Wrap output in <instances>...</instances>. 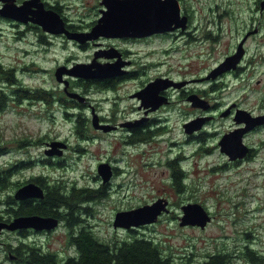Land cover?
I'll use <instances>...</instances> for the list:
<instances>
[{"label":"flooded vegetation","instance_id":"flooded-vegetation-1","mask_svg":"<svg viewBox=\"0 0 264 264\" xmlns=\"http://www.w3.org/2000/svg\"><path fill=\"white\" fill-rule=\"evenodd\" d=\"M24 1L26 0H15L14 3L16 5H21ZM41 1L46 4V8H54L61 14L71 34L76 32H88L95 24V21L87 24H76L68 18L64 9H62V12L60 11L59 6L61 5L57 6V2L54 6H50L49 0ZM176 2L179 7L180 16L177 15L174 17L175 20L172 24L173 28L171 27L169 30L157 32L145 37H100L97 40H88L84 43L71 39L63 33L53 34L44 31L38 24L33 22L25 23L14 18H7L12 28L11 32H13L12 34L15 41L19 43L27 42L28 48L24 49L27 55H31L33 51V42L30 40L33 36L37 39L38 43L36 44L41 46V48L37 50V52L40 53H47V48L55 44L56 42L54 40L58 38L62 39V42H71L80 49H86L92 44L96 45L97 42L95 41L104 39L109 41V45L96 48L91 61L95 60L105 63L120 60L129 63L124 67L128 70L125 74L106 78L88 79L68 76L67 78L70 82V86L67 90L64 85L60 83L61 86L56 92L55 89L46 91H51V101L56 104L59 103V105H65L70 104V102H68V100H70L72 101V105L75 104L74 107L79 110L78 112L82 113V115L77 114L72 118V138L74 137V141H70L68 136L51 134L48 135L47 139L42 142V145L38 147L40 152H34L32 150V143L27 142L26 137L13 141L15 146L11 147L10 151L17 150L19 155L18 159L13 161V167L10 173V217H4L3 219L13 221L20 216H40L52 218L57 221L55 227H27L11 231L10 233L16 234L17 237L26 241V251L30 250L29 252H31L33 248H36L40 249L44 255H53L54 259L60 260L61 263H67L68 260L76 262V253L80 251L79 247L76 245V237L80 236L83 232L88 233V230H90L91 225L89 219L92 213L88 211L89 208H85L82 219L79 211L80 206L76 205V150H85L76 148V134L77 131H80L78 127L81 123L87 126L86 129L88 132L87 134L79 133L77 135L83 138L84 141L90 142L92 146L98 141L103 142L107 138L111 139L114 136V140H111V143H113L116 149L118 147L116 145L119 143L127 144V146L140 150V145L155 143L159 136H162L168 131L169 124H173L176 121L182 120L181 126L185 132V124L187 122L210 117L200 130L190 134L185 132L186 142H192V139L196 138L198 139L197 144H201V142L205 141L204 134H212L208 133V129L209 125L214 122V118H230L232 124L217 132V147L225 160L223 168H235L239 174V183L245 182L246 186H248L250 182V174L244 172H255L256 166L258 165H261L264 169V123L256 125L247 131H243L246 125L244 123H237L234 120V116L239 109L248 110L254 116L264 114V0H228L226 6L217 5L215 7L209 6L205 8L195 7L193 5V0H176ZM37 3H39V1H37ZM2 6L3 3L0 2V7ZM30 8L31 10H35L33 5H31ZM197 19L200 21L197 22ZM226 28L231 31V35L235 38V42L232 49L225 52L222 55V60L216 65L218 66L221 62L222 64L225 62V72L217 78L215 77L213 80L204 79V82L199 81L197 78L206 77L208 72L203 75L193 74V62L187 63L188 58L191 56L190 49L193 44V30H202V40L199 42L198 47H203V41H208L211 44L210 48L215 49V44H217L222 35L226 33ZM158 38L169 41L170 43V48H167L166 52L171 54L172 61L168 65L167 71L141 80L137 88L127 94L132 100V105H122L126 99L123 87L126 86L128 82L139 78V76H137V71L132 69L135 62L134 57L137 52L133 51L131 46L133 44L142 43L143 41L148 42ZM97 52L109 54L112 57L109 59L104 58L103 61L101 59L98 60L102 57L96 58L95 54ZM235 53L240 54L239 59L237 60V58H235L227 61L228 58ZM30 65H32V63H30ZM5 69H12L15 71L16 67L11 64H6L3 61V56L0 54V75ZM226 76L237 81L240 90H243V96L225 103L219 100L218 93L217 95L213 93L227 86L223 81ZM2 77L6 82H10L7 76ZM157 78L171 79L181 86L173 84L169 88L162 89L155 98L135 95L149 82ZM217 80L222 81L219 84H212L209 90L201 87L203 84H210ZM17 81L18 79L14 77V82ZM73 83H76V85L72 86ZM167 83H169L168 80L161 81L162 85ZM79 84L86 87L85 90L77 87ZM216 87L219 88L216 89ZM88 88L91 90L95 89L96 91L112 92L114 95L108 98L110 100L109 108L104 110L99 105L92 104L86 92ZM71 92L79 93V96L82 94L85 96V101L79 102L78 98L72 96ZM32 93V88H23L21 91L17 92L16 88L12 90V85L0 81V98L3 99V103L6 102L9 106H16L18 102L21 103L23 100L22 96H25V99L30 101L32 99ZM193 95L207 100L210 103V109L203 110L202 108L194 107L193 103L189 100ZM162 97H167L168 101L163 103L160 102L164 101ZM249 97L256 102L261 111L256 112L242 104V101ZM48 102L49 101L45 99V103L47 104ZM226 110H228L227 113L223 115V112ZM46 117L55 122L56 116L54 113H48ZM102 124H108L117 128L106 132L95 126ZM233 130H239L241 135L238 150L233 154L236 158H232L230 154L225 152L226 146L224 137ZM120 133L123 134L117 137ZM55 140H61L67 143L68 147L66 152L62 156L46 155L45 150L48 147V143ZM70 150H72L73 153L72 157L68 155ZM195 152L193 155H195ZM146 154H148V152L141 151L138 157L142 159ZM183 158L188 157L180 155L175 161H170L174 168V181L176 180L175 177H177L175 176V166H177L181 173H183V176H185V168L182 162L178 161ZM70 160H72V162H70ZM101 163H108L113 169L112 176L107 183H104L98 174V167ZM38 167H44L53 172L61 171L62 173H59V175H51L44 172V170L36 171L35 168ZM70 169L72 172L71 177L67 174H63L65 170ZM95 170L97 174H95L93 179L95 181L98 179L99 182L93 187H86V191L92 190L95 193L91 195L89 199V201L93 202H95L93 198L99 197L104 199L110 194L113 189V180L117 178L118 171H122L112 163L111 159L96 160ZM132 170V166L127 165V170L125 172L129 175ZM132 173H134V171ZM246 174H248V176H246ZM187 179L188 176L186 171L184 180ZM30 183L35 184L39 189L34 188L30 196L26 198H17L16 194L18 190ZM182 185L184 187L185 183L183 182ZM179 189L182 190V186H179ZM40 193H42V196H40ZM52 194L60 196V199L54 204L48 203L49 206L47 205L44 208L42 207L40 211H36V206H41L46 198ZM242 195H248L247 188L242 187ZM160 198L163 197L160 196L157 199ZM5 207V204L0 203V209H4ZM119 210L115 212V215ZM212 215L214 217L213 213ZM148 226L150 225H141L139 227H131L130 229L120 227L118 229L127 232V238L135 241L139 238H146L145 234L140 232V230ZM256 242L257 239L251 241V243L241 245L235 238L232 247L224 243L221 247L217 246L215 250L206 251L199 264L208 263L215 256L223 258L224 264H264V251L257 249L255 246ZM15 249L14 251L5 249L4 253L11 256L14 261L19 264L18 259L21 252L20 249ZM254 255L258 257V260H255Z\"/></svg>","mask_w":264,"mask_h":264},{"label":"rangeland","instance_id":"rangeland-1","mask_svg":"<svg viewBox=\"0 0 264 264\" xmlns=\"http://www.w3.org/2000/svg\"><path fill=\"white\" fill-rule=\"evenodd\" d=\"M100 1L49 0V4L54 6L57 2V6L61 5L59 6L60 11L62 12L64 9L72 22L87 24L94 19L97 20L101 15L100 9L104 7ZM227 1L193 0V5L200 8L226 6ZM44 5L46 7L45 3ZM198 21L200 20L197 19ZM11 31L9 20L1 18L0 54L6 64L16 67L14 74L18 81L17 84L8 83L3 78H0V81L12 85V90L21 84L32 89H41V91H36L30 101L23 98L22 102L16 106H9L6 103V106L1 108L0 149L5 148L6 151L15 146L14 140L26 137L27 142L32 143L33 151L37 152L38 145L47 137L44 136L46 134L68 136L70 141H74V137L72 138L73 124L71 120L66 119L64 108H60L53 101L44 104V96L47 95L44 90L55 89L56 92L60 88V82L55 77L57 66L71 67L75 62H90L95 49L109 45V41L102 39L95 41L96 45L92 44L86 49H80L77 45L67 41L62 42V39L58 38L54 40L55 44L47 48V53H40L37 50L41 46L36 44L38 43L37 39L33 36L30 38L33 42V51L31 55H27L24 52V49L28 48L27 42L15 41ZM192 40L191 56L187 63L193 62V74L198 75L209 73L222 60V55L232 49L235 42L231 31L227 28L226 33L215 44V49L210 48L211 44L208 41H203L204 46L198 47L202 40L201 29L193 30ZM167 48H170L169 41L160 38L131 46V49L137 52L132 69L137 71L139 78L128 82L123 87L126 99L122 105H132V100L127 94L137 88L141 80L167 71L168 65L172 61L171 54L166 52ZM100 59L103 61L104 58L98 60ZM31 61L32 65H30ZM221 81L203 84L201 87L209 90L212 84H219ZM223 81L227 86L213 93L214 95L219 94L220 101L226 103L243 96V90H240L236 80L226 76ZM77 87L82 90L86 88L80 84ZM218 88L216 87V89ZM86 92L91 99L90 102L99 105L104 110L110 106L108 98L114 95L112 92L96 91L89 88ZM242 104L256 112L261 111L250 97L243 100ZM48 106L57 107L54 108L55 122L45 117V108ZM70 110L79 111L74 108H70ZM213 120L214 122L209 125L208 129V133L212 134H204L205 141L201 144H197L198 139L196 138L192 139V142H186L185 132L181 126L182 120H180L169 124L168 131L159 136L155 143L140 145V150L119 143H117L116 149L111 143L114 136L103 142L98 141L92 146L77 133L76 148L85 149L76 150L78 186H94L99 182L98 179L96 181L93 179L97 174L95 162L98 159H111L112 163L122 170L118 171L117 178L112 182L113 190L105 200H99L97 203H83V205L89 206L88 211L92 213L89 222L91 229L96 232L95 234L102 240L127 238V232L113 227L115 212L119 209L135 208L147 202L150 204L161 196L169 201L170 211L163 214L155 224L141 229L140 232L157 241L166 253H171L175 264H199L206 251L215 250L217 246L221 247L224 243L232 247L235 238L241 245L257 239L255 246L258 250L264 251V169L258 165L255 172H244L250 174V182L246 186L245 182L239 183V174L235 168H223L225 160L217 147V132L229 127L232 120L230 118H214ZM122 134H118L117 137ZM41 137L45 138L40 140ZM141 151L148 152L142 159L138 157ZM194 152L195 155H193ZM72 154L70 151L71 157ZM180 155L188 157L178 160L182 162L188 176L187 180H184L185 176L181 178L182 183L184 182L186 186L183 187V190H180L174 181V168L170 162L175 161ZM17 156L18 153L15 150L0 152V170L9 166V163ZM127 165L132 166L134 173L126 174ZM35 170H44L52 175L58 174L43 167L35 168ZM67 174L72 176L71 172H67ZM242 187L248 189L247 196L242 195ZM7 193L9 192H0V199H4ZM188 202L205 204L214 213V220L205 229L179 225V216L182 215L181 206ZM23 241L24 239L21 240L16 234L4 233L0 239V264H17L14 259L4 253V250L7 249L8 244L6 243L10 242L13 244L12 247L22 246V250L26 252L25 245L21 244L26 241Z\"/></svg>","mask_w":264,"mask_h":264},{"label":"water","instance_id":"water-1","mask_svg":"<svg viewBox=\"0 0 264 264\" xmlns=\"http://www.w3.org/2000/svg\"><path fill=\"white\" fill-rule=\"evenodd\" d=\"M5 4L0 8V14L7 18H14L21 22L32 21L39 24L45 31L54 34L64 33L69 38L75 39L81 43L87 40H95L100 37L107 38H123V37H143L149 36L157 32H164L172 27L174 17L179 15L180 11L176 0H102L101 4L107 7L103 9L102 16L98 19L96 24L91 28L89 32H76L70 33L66 28L63 17L52 9H47L41 0H27L22 5H16L15 0H0ZM39 1V3H37ZM33 5L35 10H31L30 6ZM173 28V27H172ZM96 57L104 55L106 57H112L109 54H103L97 52ZM240 54L235 53L228 58L227 61L237 58L239 59ZM126 62L120 60L114 63L100 64L93 60L90 64L76 63L72 67L60 66L57 68L55 75L58 81L63 82L66 90L69 86V81L64 79V75L78 76L84 78H105L111 76H117L125 74L127 71L123 70V66ZM224 64L214 69L209 75L215 78L218 74L225 71ZM161 79L148 84L144 90L138 95L144 97H157L159 91L163 88L171 86L173 83L166 85L160 84ZM180 86V84H177ZM72 96L77 97L81 101L84 98L79 96L80 94L71 92ZM194 107H201L208 109L210 104L208 101L199 98L196 95L191 96ZM167 101V98H164ZM162 102V101H160ZM229 110V109H228ZM227 110V111H228ZM224 112V115L227 113ZM208 118H200L193 120L185 124L187 133H193L196 130L201 129L202 125L208 120ZM235 120L237 123H246V127L243 131H247L256 125L264 123V115L253 116L251 112L239 109L237 110ZM105 130H111L115 127L102 126ZM98 126V127H99ZM100 127V128H101ZM241 135L239 130H234L224 137L225 140V151L231 155L232 158H236L235 154L239 147V140ZM59 142H54V146H58ZM238 155V154H237ZM99 173L102 175L104 182L108 181L112 176V170L109 164L104 163L99 166ZM29 186L22 188L19 191L17 197H25L26 189ZM168 201L166 199H159L151 205H144L136 209L120 211L116 216L115 226H122L130 228L131 226H140L156 222L158 216L162 211H168ZM184 216L181 218L180 225H198L205 228L208 222L211 221V216L203 205L199 203H189L182 207ZM40 218L36 217H21L11 223H4L0 221V235L4 229H16L20 227L35 226L34 222Z\"/></svg>","mask_w":264,"mask_h":264},{"label":"trees","instance_id":"trees-1","mask_svg":"<svg viewBox=\"0 0 264 264\" xmlns=\"http://www.w3.org/2000/svg\"><path fill=\"white\" fill-rule=\"evenodd\" d=\"M50 9L56 11L54 8ZM2 76H7V78L10 79V82H13L15 74L12 69H5L1 74V77ZM16 87L18 90L23 88L21 84H18ZM44 98L50 101L51 95L47 94ZM4 106H6V104L0 100V110ZM71 107H73V105ZM78 129H82V131L79 132L80 134H83L85 126L81 123ZM44 138L45 137H41L40 140ZM175 170V176H177L175 177L176 184L182 186L183 189L181 182L183 173H181L177 166H175ZM10 172L11 167L9 169L0 170V192H9ZM86 190L76 189V203H82L85 197L95 194L92 190ZM59 199L60 196L52 194L46 198L41 206H36L35 210L40 211L42 207L44 208L48 205V203L54 204ZM10 200L11 196L9 193L4 196V199L0 200V203L5 204L6 206L4 209H0V220L4 217H10ZM4 221H9V219ZM154 242L156 241L152 240L150 237L139 238L135 241L129 240L128 238L102 240L92 230H88V233L83 232L80 236L76 237V245L80 250L78 255H76V262L68 260L67 263H61L60 260L54 259L51 254L44 255L40 249L33 248L31 252H29L30 250L24 252V250H22V246L16 248L20 249L21 252L18 259L19 264H175V262L171 260V253L163 254L164 249L162 246L157 242ZM6 244H8L7 249L12 251L16 250L11 246L13 245L12 243L7 242ZM255 260H258V257L255 256ZM205 264H224V259L215 256L212 260Z\"/></svg>","mask_w":264,"mask_h":264}]
</instances>
